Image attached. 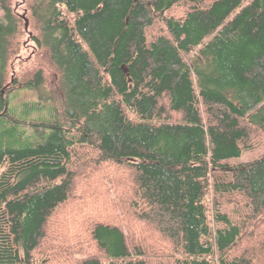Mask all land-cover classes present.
Instances as JSON below:
<instances>
[{
    "label": "trees",
    "instance_id": "16d2710c",
    "mask_svg": "<svg viewBox=\"0 0 264 264\" xmlns=\"http://www.w3.org/2000/svg\"><path fill=\"white\" fill-rule=\"evenodd\" d=\"M23 2L0 0V264H49V223L82 216L64 214L78 167L128 217L90 214L95 253L75 264H264V154L230 165L264 145V0ZM30 21L58 101L42 70L10 73ZM24 91L47 114L21 115Z\"/></svg>",
    "mask_w": 264,
    "mask_h": 264
},
{
    "label": "rangeland",
    "instance_id": "374dc122",
    "mask_svg": "<svg viewBox=\"0 0 264 264\" xmlns=\"http://www.w3.org/2000/svg\"><path fill=\"white\" fill-rule=\"evenodd\" d=\"M12 3L18 14L22 16H29L26 4L23 0H12ZM2 17L3 11L0 9V19ZM34 32L32 22L30 21L29 32L22 34L19 39L15 40L12 50L13 55L10 60V73L15 74L18 76L20 81L25 83L32 79L39 70H42L45 78L44 88L42 90V92H44V96L46 97L48 95L53 98L54 101H58L60 99V89L58 88L59 74L51 64L48 54L37 49L35 44L31 41V34H34ZM37 101L40 100L35 92L24 91L13 100V105L18 106V109L20 110L18 112L21 114L27 106L36 104ZM43 105L46 106V103L42 100L37 107L34 108L31 106L29 109V111H31L30 118L34 119L44 113L47 114ZM263 154L264 145H261L252 151L246 152L241 158L230 161V165L249 163L260 158ZM78 170L80 175L77 177V182L83 181L84 183L83 185L80 184L75 188L71 197V200L74 203L68 206V210H66L64 214L79 210L82 216H80L79 213H75L72 216L75 221H68L65 223L66 226H72L71 228L67 227V229H62L60 227L63 223H61V220L57 218L54 219V222L52 221L53 223H49L47 226V229H51L48 231L49 236L44 239L36 253L39 260L44 258L47 260L49 259V264H75L84 257L95 253L93 243L87 239L89 238L88 235L85 239H82L85 236L84 233L87 225H89V222L93 220V218L90 217V214L93 216V213H95V219H98L97 216H99V218H107L109 220L119 221L121 224H126L125 218L128 217V215L123 213L122 205L119 203V200L113 197V192L111 190L108 192V190L102 186V179L99 176L94 175L96 172H90V175L86 176V172L82 167H78ZM83 186H85L83 189H86V191L80 189ZM82 192H92L90 193L92 198L89 202L80 201L79 195L83 198L81 195ZM108 194L110 195L109 197ZM111 194L115 199H113L114 202H116L115 209H104V206L102 205L103 197H108V199H110ZM98 196L100 197L98 198ZM96 198L98 199L96 200ZM108 199L107 201H109ZM79 203H82L83 207H78ZM99 208L103 211V213L97 215L100 211ZM58 215L63 214L61 213Z\"/></svg>",
    "mask_w": 264,
    "mask_h": 264
},
{
    "label": "water",
    "instance_id": "95a60500",
    "mask_svg": "<svg viewBox=\"0 0 264 264\" xmlns=\"http://www.w3.org/2000/svg\"><path fill=\"white\" fill-rule=\"evenodd\" d=\"M26 28L28 29V22H26Z\"/></svg>",
    "mask_w": 264,
    "mask_h": 264
}]
</instances>
